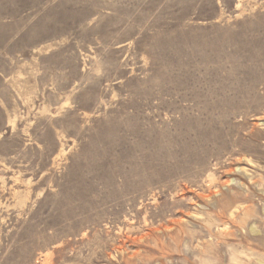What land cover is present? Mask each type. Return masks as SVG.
<instances>
[{"label":"rangeland","instance_id":"obj_1","mask_svg":"<svg viewBox=\"0 0 264 264\" xmlns=\"http://www.w3.org/2000/svg\"><path fill=\"white\" fill-rule=\"evenodd\" d=\"M0 264H264V0H0Z\"/></svg>","mask_w":264,"mask_h":264},{"label":"bare ground","instance_id":"obj_2","mask_svg":"<svg viewBox=\"0 0 264 264\" xmlns=\"http://www.w3.org/2000/svg\"><path fill=\"white\" fill-rule=\"evenodd\" d=\"M216 186V185H215ZM212 194H210V195H207L206 197L208 198V197H210ZM254 225V224H253ZM252 230L253 231H255V228L254 227H252ZM258 232V231H257Z\"/></svg>","mask_w":264,"mask_h":264}]
</instances>
